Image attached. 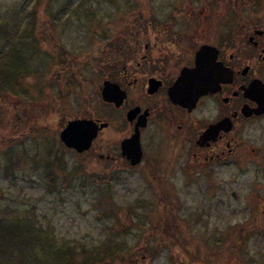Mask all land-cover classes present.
I'll use <instances>...</instances> for the list:
<instances>
[{"label":"flooded vegetation","instance_id":"1","mask_svg":"<svg viewBox=\"0 0 264 264\" xmlns=\"http://www.w3.org/2000/svg\"><path fill=\"white\" fill-rule=\"evenodd\" d=\"M153 1L152 15L146 5V13L138 10L132 19L92 28L89 59L104 73L100 101L105 83L123 98L117 105L101 101L120 115V133L109 132L111 121L93 119L107 127L85 153L111 170L139 169L142 178L151 177L159 203L158 226L152 231L160 228L158 240L168 245L176 241L173 258L182 253L190 260L181 264H201L187 251L190 242L179 236L192 229L203 234L208 228L193 226L202 225L210 210L218 216L227 197L244 202L252 227L264 218V0ZM205 46L214 49L207 51L214 59L206 64L216 84L193 106L174 103L171 89L183 70L195 68ZM136 123L143 124L142 160L132 167L121 143L132 136ZM192 189L204 199L202 212L179 211ZM163 203L169 204L167 210ZM178 222L185 227L178 228ZM239 233L230 244L242 248L248 234L246 228Z\"/></svg>","mask_w":264,"mask_h":264},{"label":"rangeland","instance_id":"2","mask_svg":"<svg viewBox=\"0 0 264 264\" xmlns=\"http://www.w3.org/2000/svg\"><path fill=\"white\" fill-rule=\"evenodd\" d=\"M153 3V0H0V47L7 36L1 29H12L11 41L16 47L24 46L30 70V75L21 78L19 84L26 92H19L20 96L0 94V113L3 112L6 121L24 118L18 132L11 133L7 127L6 135H0V213L9 219L32 223L57 247L68 246L74 253L123 245L134 250L130 261L126 259L124 264L190 263L187 256L181 257L182 253L177 252L173 258L175 240L170 239L168 245L164 239L158 240L162 237L160 228L152 231L158 226L159 203L151 177L142 178L139 169L131 173L117 167L111 170L108 163L103 165L90 154L78 155L59 141L65 122L80 118L106 119L112 122L109 132L120 133L116 128L120 115L100 101L99 86L104 73L89 59L92 28L104 21L114 24L132 19L138 10L144 9L146 13V5L152 15ZM34 15L36 26L27 32V20ZM46 99L51 101L41 104L40 113L33 117L30 105ZM17 104L19 108H14ZM192 190L191 198L179 211L202 212L198 210H202L204 199ZM243 203L227 197L218 215L223 214L221 219L215 212L207 211L209 217L203 224L193 226L208 228L203 234L192 229L179 236L187 244L190 242L187 251L211 264H264V218L252 227ZM204 205L208 203L204 201ZM162 206L167 210L169 204ZM176 224L178 228L185 227L180 222ZM216 228L223 232L218 233ZM245 228L246 245L242 248L231 245L234 233H243ZM234 243H239L238 236ZM26 249L0 248V264H32L29 256H24ZM206 249L209 253L203 256ZM143 256L147 261L141 260Z\"/></svg>","mask_w":264,"mask_h":264},{"label":"trees","instance_id":"3","mask_svg":"<svg viewBox=\"0 0 264 264\" xmlns=\"http://www.w3.org/2000/svg\"><path fill=\"white\" fill-rule=\"evenodd\" d=\"M63 11L65 10H61L60 12ZM27 23L28 29L26 31L32 32L36 26L35 15L28 18ZM1 30H4L1 32H4L7 36L3 39L5 42L0 47V94L12 93L15 96H20L19 92L27 91L26 88H19V84L21 78L30 75V70L26 62L29 60V56L23 53V45L22 48H19L15 46V43H12V29L9 30L4 28ZM32 40L34 44L33 48L36 49L35 36ZM46 56L51 57L48 53H46ZM31 73V75H34L33 71H31ZM45 101L49 104L51 100L46 99L42 100L40 103L37 102V105L34 103L30 105L33 117L36 116L37 113H40L38 107L43 103L45 104ZM14 106V108H19L18 104ZM2 113H0V135H6L7 127L11 130V133H16L22 128L24 118H21L20 121L8 122L5 117H3ZM122 246L123 245H115L111 249H81L78 253H74L68 246L65 248L60 246L57 247L55 241H52L44 231H41L32 223L23 222L18 219H9L4 217L3 213H0V248H4L5 250H8L9 247H17L20 249L28 248L26 251L23 250V253L27 258L29 256L28 259L33 261L32 264H46L47 262H49V264H124V260L127 259L128 262L130 261L129 257L134 253V250L126 249ZM208 253L209 250H204L202 254L208 255ZM40 255L45 257L44 260L40 258ZM202 259H200L201 264H211L207 260H205L204 263ZM22 262L26 263L25 260Z\"/></svg>","mask_w":264,"mask_h":264},{"label":"water","instance_id":"4","mask_svg":"<svg viewBox=\"0 0 264 264\" xmlns=\"http://www.w3.org/2000/svg\"><path fill=\"white\" fill-rule=\"evenodd\" d=\"M211 49L214 50L209 46L201 48L195 58V68L181 72L170 91V98L174 103L182 106H193L200 96L206 94L216 84L212 83L211 68L207 69L206 64L208 61L213 62L214 57L210 54L209 56L206 55L207 51H211ZM100 96L102 102H113L114 104L120 103L123 98V94L117 95L115 87L109 83L103 85ZM106 127V123L98 124L94 120L68 121L60 131L59 139L67 149H72L81 154L89 150L97 133ZM141 127L143 124L136 123L132 136L121 143L122 156L129 161L132 167L140 164L142 160V150L139 143V129Z\"/></svg>","mask_w":264,"mask_h":264}]
</instances>
